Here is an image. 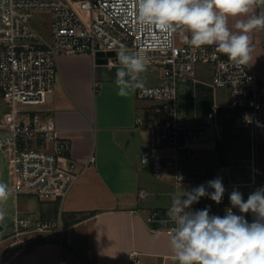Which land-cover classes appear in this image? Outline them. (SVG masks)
<instances>
[{
	"label": "crops",
	"instance_id": "crops-1",
	"mask_svg": "<svg viewBox=\"0 0 264 264\" xmlns=\"http://www.w3.org/2000/svg\"><path fill=\"white\" fill-rule=\"evenodd\" d=\"M251 36L250 64L264 80V30ZM177 42L186 44L179 33ZM109 58L114 65L108 64ZM57 63L58 78L45 107L55 115L60 134L68 139L80 175L62 201L35 197L38 203L28 211L43 221L61 215L65 230L61 237L54 230L38 231L33 239L2 250L0 264H133L132 252L138 254L141 264H176L170 236L162 230L174 193L183 195L201 184L207 187V181L221 177L226 189L222 202L202 197L191 210L210 207V215L223 216L231 205L233 189L247 194L264 187V176L260 179L257 172L260 153L264 154V145L256 142L258 131L253 134L235 126L237 111L229 106L227 90L210 85V64L198 63L192 73L196 80L188 79L179 90L178 104L185 122L204 124L205 131L181 154V166L191 174L178 182L168 172L153 175L151 167L141 161V151L150 147L151 132L139 127L137 119L146 124L156 102L116 94L117 51H100L95 57L62 54ZM142 75L145 85L160 81L157 66H148ZM215 105L221 136L213 122L206 124L207 113ZM142 189L148 192L145 197L139 194ZM155 211L157 217L149 221ZM245 218L252 222L254 217L249 213Z\"/></svg>",
	"mask_w": 264,
	"mask_h": 264
},
{
	"label": "built area",
	"instance_id": "built-area-1",
	"mask_svg": "<svg viewBox=\"0 0 264 264\" xmlns=\"http://www.w3.org/2000/svg\"><path fill=\"white\" fill-rule=\"evenodd\" d=\"M38 13L48 16L37 20ZM166 39L158 30H139L131 10L122 9L119 0H0V96L7 104L0 109V181L15 198L27 195L60 202L80 175L68 139L60 134L55 115L45 107L56 85L57 59L62 54L95 57L100 51H117L124 45L144 55L148 66L159 67L160 81L146 84V90L135 94L138 99L156 102L146 124L137 119L139 127L151 132L150 147L141 151L140 158L155 176L168 172L178 182L190 177L191 171L181 166L180 156L203 135L205 125L185 122L178 96L183 83L196 80L192 73L198 63L212 66L213 88L227 90L229 106L237 111L235 126L253 134L264 128V80L251 64L237 68L215 46L195 49L179 44L177 33L171 37V47L163 43ZM108 64L115 61L109 58ZM216 116L215 105L207 113L206 124L213 122L221 136ZM236 190L245 200L252 193ZM139 194L145 197L148 192L142 189ZM11 196L0 203V232L6 214L13 209ZM156 217L157 211L148 220ZM163 222L162 230L169 235L173 224L168 216ZM11 225L16 228L15 235L54 230L61 237L65 230L61 215L43 221L33 213L23 216L17 209ZM132 260L141 264L136 252H132Z\"/></svg>",
	"mask_w": 264,
	"mask_h": 264
},
{
	"label": "clouds",
	"instance_id": "clouds-1",
	"mask_svg": "<svg viewBox=\"0 0 264 264\" xmlns=\"http://www.w3.org/2000/svg\"><path fill=\"white\" fill-rule=\"evenodd\" d=\"M122 9H130L137 28L158 30L168 37L163 43L172 46V35L179 33L184 43L195 49L215 46L235 67L252 61V36L264 30V0H119ZM231 25V26H230ZM235 29V30H233ZM120 67L115 74L116 94L128 98L137 90H146L144 73L148 62L144 55L121 45L117 50ZM213 189L209 192L207 189ZM225 187L221 177L207 181L183 195L174 193L168 217L170 247L176 264H264V187L250 193L247 200L233 189L231 207L225 214L210 215V207L191 210L200 198L222 202ZM12 195L0 181V203ZM238 208L240 215L232 209ZM253 215L249 222L245 215ZM3 218L0 213V219Z\"/></svg>",
	"mask_w": 264,
	"mask_h": 264
},
{
	"label": "rangeland",
	"instance_id": "rangeland-1",
	"mask_svg": "<svg viewBox=\"0 0 264 264\" xmlns=\"http://www.w3.org/2000/svg\"><path fill=\"white\" fill-rule=\"evenodd\" d=\"M48 15L38 13L36 15L37 20L46 19ZM7 108V104L5 103L4 99L0 96V109ZM245 129V128H244ZM254 138V137H253ZM255 139V138H254ZM256 142L257 145H264V128H260L258 130V133L256 134ZM262 156L264 154L260 153L261 162L258 160V167L257 172L259 175V178L261 179L262 176H264V162L262 160ZM4 176L7 180V169L3 171ZM11 203H12V211L6 214L4 220H3V226L4 228L0 232V253H2V250L9 251L12 250L15 246L21 243V241H26L28 239H33V237L36 236V233L38 231L33 232H25L19 235H15L16 228L14 225H11V221L13 219V215L15 210H19L21 212V215L23 216H29L32 214V212L28 211V208L32 207L34 203H38V199L34 196H27V195H19L17 198H15L13 195L11 196ZM235 214H241L239 211ZM245 217L249 215L243 214ZM23 228V227H21ZM9 249V250H8ZM143 264V263H142Z\"/></svg>",
	"mask_w": 264,
	"mask_h": 264
},
{
	"label": "trees",
	"instance_id": "trees-1",
	"mask_svg": "<svg viewBox=\"0 0 264 264\" xmlns=\"http://www.w3.org/2000/svg\"><path fill=\"white\" fill-rule=\"evenodd\" d=\"M63 219H64V218H63ZM78 219H79V217L75 218L74 221H76V220H78ZM64 222H65V221H64Z\"/></svg>",
	"mask_w": 264,
	"mask_h": 264
},
{
	"label": "water",
	"instance_id": "water-1",
	"mask_svg": "<svg viewBox=\"0 0 264 264\" xmlns=\"http://www.w3.org/2000/svg\"><path fill=\"white\" fill-rule=\"evenodd\" d=\"M9 206V205H8Z\"/></svg>",
	"mask_w": 264,
	"mask_h": 264
}]
</instances>
